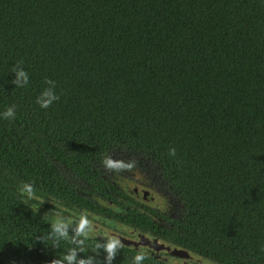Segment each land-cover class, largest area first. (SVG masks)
Returning a JSON list of instances; mask_svg holds the SVG:
<instances>
[{
    "label": "trees",
    "instance_id": "obj_1",
    "mask_svg": "<svg viewBox=\"0 0 264 264\" xmlns=\"http://www.w3.org/2000/svg\"><path fill=\"white\" fill-rule=\"evenodd\" d=\"M117 148L156 161L178 245L264 264V0H0V264L155 263L25 201L83 200L57 164L92 181Z\"/></svg>",
    "mask_w": 264,
    "mask_h": 264
},
{
    "label": "flooded vegetation",
    "instance_id": "obj_2",
    "mask_svg": "<svg viewBox=\"0 0 264 264\" xmlns=\"http://www.w3.org/2000/svg\"><path fill=\"white\" fill-rule=\"evenodd\" d=\"M155 162L139 151L111 149L104 155L103 161L94 163L98 175L92 181L75 175L65 165L58 163L67 186L83 200L75 202L71 198L57 199L47 195L38 198L31 195L25 201L43 217L72 230L70 234L75 238H96L105 235L109 229L113 235L131 239L127 248L143 260L144 255L151 257L155 262L152 264H158L156 261L164 264H200L159 246L160 243L178 245V240H174L171 234L167 235L166 230H171L173 221L181 218L185 208L173 195L172 188ZM154 197L159 199V203L154 201ZM133 210L136 214L142 213L151 218L161 230L150 232L140 227L139 219L137 223L131 220ZM0 234L3 242L4 231L1 227ZM5 259L8 257L0 256L1 262ZM209 261V264L217 263L211 259Z\"/></svg>",
    "mask_w": 264,
    "mask_h": 264
},
{
    "label": "water",
    "instance_id": "obj_3",
    "mask_svg": "<svg viewBox=\"0 0 264 264\" xmlns=\"http://www.w3.org/2000/svg\"><path fill=\"white\" fill-rule=\"evenodd\" d=\"M97 238L104 240L103 236H97ZM126 237L122 236V235H113L112 233L109 234L107 236V239H105L106 241H112L115 244H120L123 246H130L129 244H131V239L130 240H126ZM161 248H165L166 250H168L170 253L179 256L181 258H188V259H192L197 261L200 264L203 263H208L210 262L208 258H205L201 255H198L192 251H190L189 249L183 248L181 246L175 245V244H169V245H164L163 243H160ZM218 264V263H215Z\"/></svg>",
    "mask_w": 264,
    "mask_h": 264
},
{
    "label": "clouds",
    "instance_id": "obj_4",
    "mask_svg": "<svg viewBox=\"0 0 264 264\" xmlns=\"http://www.w3.org/2000/svg\"><path fill=\"white\" fill-rule=\"evenodd\" d=\"M18 75H23V73H19ZM22 191H23V192H26L29 196L32 195V193H31V189H30L29 185H27V184L24 186V188L22 189ZM56 222L59 223V221H56ZM142 254H143V251L141 252V255H142ZM137 258L140 259L141 256H138Z\"/></svg>",
    "mask_w": 264,
    "mask_h": 264
},
{
    "label": "rangeland",
    "instance_id": "obj_5",
    "mask_svg": "<svg viewBox=\"0 0 264 264\" xmlns=\"http://www.w3.org/2000/svg\"><path fill=\"white\" fill-rule=\"evenodd\" d=\"M109 167V166H108ZM67 175H69V174H67ZM132 184H134V183H132ZM134 185H131V187H133ZM154 201L155 202H157V203H159V199L157 198V197H154ZM78 234V233H77ZM109 234H111V232H110V230L108 229V231H107V233L105 234V235H101V236H103L104 238L106 237L107 238V236L109 235ZM203 264H209V263H203Z\"/></svg>",
    "mask_w": 264,
    "mask_h": 264
}]
</instances>
